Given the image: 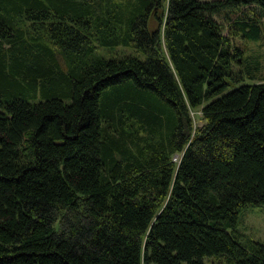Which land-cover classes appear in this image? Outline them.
Segmentation results:
<instances>
[{"label": "trees", "instance_id": "16d2710c", "mask_svg": "<svg viewBox=\"0 0 264 264\" xmlns=\"http://www.w3.org/2000/svg\"><path fill=\"white\" fill-rule=\"evenodd\" d=\"M263 49L264 0H0V264H264Z\"/></svg>", "mask_w": 264, "mask_h": 264}, {"label": "rangeland", "instance_id": "374dc122", "mask_svg": "<svg viewBox=\"0 0 264 264\" xmlns=\"http://www.w3.org/2000/svg\"><path fill=\"white\" fill-rule=\"evenodd\" d=\"M201 1H214V0H201ZM251 47H253L251 45ZM264 55V49H263ZM99 56L105 58H112L122 56L124 54L137 55L136 51L131 48H99L97 51ZM196 127H202L204 121L201 113H192ZM179 156L176 157V160ZM236 233L239 234L245 241L257 242L264 245V207L249 208L242 212L240 215L239 225L236 228ZM206 264H218L213 259H207Z\"/></svg>", "mask_w": 264, "mask_h": 264}]
</instances>
